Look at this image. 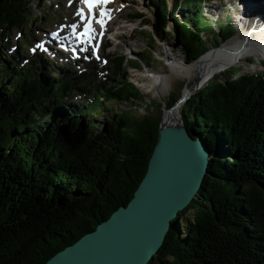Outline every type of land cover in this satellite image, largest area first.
<instances>
[{
    "label": "trees",
    "instance_id": "obj_1",
    "mask_svg": "<svg viewBox=\"0 0 264 264\" xmlns=\"http://www.w3.org/2000/svg\"><path fill=\"white\" fill-rule=\"evenodd\" d=\"M31 3L0 2V264H46L127 206L147 173L161 123L160 116L138 120L128 112L98 122L99 114L112 111L111 101L143 106L126 74L117 84L100 82L80 105L73 99L87 74L71 76L41 55L28 65L15 62L18 52L8 59L6 32L31 20ZM149 3L157 37L165 40L162 34L173 27L171 49L191 61L208 50L207 33L186 16L205 12L206 0ZM234 9L233 18L253 16ZM219 31L222 40L230 37ZM135 55L153 71L145 53ZM121 62L111 61L116 74ZM238 72L190 98L192 121L182 114L187 130L210 150L209 174L188 208L193 214L182 212L172 222L154 264H264V72ZM176 101L171 96L168 108ZM252 135L257 139L249 143Z\"/></svg>",
    "mask_w": 264,
    "mask_h": 264
},
{
    "label": "rangeland",
    "instance_id": "obj_2",
    "mask_svg": "<svg viewBox=\"0 0 264 264\" xmlns=\"http://www.w3.org/2000/svg\"><path fill=\"white\" fill-rule=\"evenodd\" d=\"M62 1L64 0H45V5H43V2L39 3V0H32V3L29 6L33 14L31 20L23 28H14L13 30H9L6 32L8 40H6L5 42H8V45H10L8 46L4 54L6 55V57H8V59L15 56V53L13 52H18L15 62H18L19 57L24 56L22 65H28L27 63L28 58L30 57V53L29 51H27L26 47L20 45V41L23 43L29 42L30 46L32 47L34 46L35 41L41 38L38 35L40 34L39 31H43V33L49 34L57 28L58 24L65 22V20H69L67 18L74 15V8L69 9L70 3L68 2V0H65L64 2ZM235 1V3L229 2L232 3L230 5L233 6L232 12L229 11V4L225 1L224 4H226L227 6L222 8L221 5L216 6V4H214L215 0H206L205 12L194 14V11H191V14L186 13V16L188 19L191 18L197 23L198 29L200 31H202L203 33H207V35L202 34V37L207 40L210 45L214 39L215 48L220 43V36L218 35L219 32L216 27H218L219 30L223 29L224 34L234 35L237 34L236 27L239 26L240 32L238 35H240L247 31L248 26L250 27V25H248V21L251 22V26H255L257 24H259L260 26L263 25L261 27L262 32L260 31L258 34L262 35L261 38H263L264 40V19L258 20V23H255V19L262 17L263 14L261 16L260 14L263 13L264 9H256V5L253 2H242L239 6L246 13L250 15H259L251 16V18H249L248 16L244 17L242 14H238L239 16L233 18L234 14L237 13L236 9L234 8H237V10L239 11V1ZM168 2L170 6L173 5V0H168ZM221 2L222 0L216 1V3L218 4H220ZM149 7V0H121V10L123 13H121L120 20L118 22V24H120L119 29L117 26L113 27V32L118 35V40L114 36V39L112 40L113 42L109 43L103 49L104 56L108 60V65L106 67L103 64H99L95 61L92 64L91 61H85V64L82 65L74 64L73 62L61 63V61H55L61 64L60 66H65V68H67L68 70L67 72H69L71 76L79 75L82 73L87 74V79H85L84 81L85 84L80 87L83 91L75 94L74 96L73 100L74 102H76V104L80 103L81 105L82 103H85L84 101L88 100L92 96L93 91L96 89V86L99 85L100 82L105 83L106 86L113 84V82L117 84L118 81L123 79L124 74H126L124 81L131 83L133 82L132 84L135 85V88H137L142 93V96L145 99L143 106L138 105L137 101H134V103L131 101H122L119 103L111 101L107 104V106L112 111L110 113H107V115L104 114L100 116L99 114L98 122H104L105 119L111 118L113 114H121L122 112H128L133 118L138 120L147 115H150L151 117L160 116L161 120L162 118L165 120V116L167 113V110L165 111V109H169L168 102L171 96L177 98L176 102H178L182 97V90L186 86L187 79L176 76L179 75V71H177L176 68H174L175 70H173L172 66L176 65L178 61L181 60H183L187 64H189L188 62L190 61H186L182 53H177L175 52V50L171 49L170 43L172 42L169 39L174 38V35L171 32L173 27H168L162 34V38H165V40L157 38L158 40H155L154 43L152 42V32L150 31V26L152 25L150 22H152L154 18ZM228 11L231 12L230 16L232 17L228 16ZM138 14H141L142 16L140 18H136ZM175 17L179 21L183 19V15L180 13L176 14ZM245 18L249 19L246 20ZM225 19L227 20L225 21ZM31 37L35 38V40L32 39L30 41ZM231 39L232 38L226 41L228 42L227 44H229ZM263 40L262 42L264 44ZM227 44L219 48L218 51L224 50L226 52L228 48ZM16 45L18 46L17 49L15 47ZM262 48H264V45L263 47L261 46L260 50H253L250 47L247 49L245 48L240 57L230 64L232 65L235 62L237 63L229 67L228 70L239 71L238 75L241 76L260 75L264 72V50H262ZM142 52L145 53V55H143V59L145 61L144 63H146L148 59L152 60V63L151 65H149V67L153 68V71L150 72L153 73L154 77L152 76V74H150V72H148L149 70L145 69L146 64L138 62L140 58H138L135 54ZM252 55H256V57H253ZM202 56L203 54L201 55V57ZM120 57L122 58V66H117L119 67V70L117 71L118 74H116V72L113 71L111 61L114 58L120 59ZM175 57H180L181 60L180 58L175 59ZM51 62L54 63V65L57 64L53 61ZM53 74L58 75V71L53 72ZM183 75H186V73H184ZM152 78H154L155 80ZM161 78H164L165 81H163ZM227 80V75L223 74L214 81L223 83L227 82ZM161 82H165V86H167V89L164 92H160V89L163 86ZM204 87L205 85L203 84L199 89H196L190 97L194 96V98H196L197 94L200 93ZM148 88L150 89V91H144ZM176 102L174 104H176ZM146 105H149L147 110L145 109ZM179 107L182 111V114H185V117H189L191 115L190 102L185 101ZM173 113H175V110L171 114ZM182 114L180 115L183 118ZM188 121H192V116L188 118ZM100 129V127L96 128L94 130V133H97L98 131H100ZM193 212L194 210H188L185 213V218H189L191 214H193ZM152 264H154V261Z\"/></svg>",
    "mask_w": 264,
    "mask_h": 264
},
{
    "label": "water",
    "instance_id": "obj_3",
    "mask_svg": "<svg viewBox=\"0 0 264 264\" xmlns=\"http://www.w3.org/2000/svg\"><path fill=\"white\" fill-rule=\"evenodd\" d=\"M236 28L237 34L229 35L226 40H222L221 31L216 28L220 43L215 48L214 39L211 45L208 42V50L202 57L191 61L184 55L193 63L188 72L193 70V66L198 72L192 81L183 76L185 72L176 75L187 79V82L182 97L174 106L165 109L167 113H172L203 84L206 87L211 81L214 82L223 75L221 71L225 68L227 75L229 67L235 64L230 66L226 60L217 62L212 68L215 71L207 74L204 81L199 71L202 63L211 58L223 43H228L227 40L239 34V26ZM259 31L262 32V29ZM152 32L155 33V25L152 26ZM255 32L251 30L246 41ZM152 36L158 40L156 34ZM209 160L208 146L196 133L187 130L182 116L178 123H166L162 118L147 173L131 201L127 206L117 209L94 231L56 253L46 264H152L172 222L182 212L185 215L193 200L200 198L199 191L209 174Z\"/></svg>",
    "mask_w": 264,
    "mask_h": 264
},
{
    "label": "bare ground",
    "instance_id": "obj_4",
    "mask_svg": "<svg viewBox=\"0 0 264 264\" xmlns=\"http://www.w3.org/2000/svg\"><path fill=\"white\" fill-rule=\"evenodd\" d=\"M238 1H239V3H238V8L239 9H241V7L239 5L242 2H247V3L253 2L256 5V9H261V10L264 9V0H238ZM225 2H227L230 5L232 3H229V2L235 3V0H232V1L231 0H226ZM258 15L259 14H255L253 16H258ZM261 15H262V17L255 19V23H258V20L264 19V11H263V13L260 14V16ZM248 25H250V27L248 26V29L246 28L247 31L245 33H242V34L234 37L229 42V44H227L228 48H227L226 52L224 50L223 51H218L219 49H217L214 52V55L211 58L205 60V62L202 63V65H201L202 67L200 68V71L199 72L201 73V76H202V80L203 81L206 78V75L207 74H211L213 71H215L212 68H215V65H217L216 64L217 62L222 61V60H226L227 63L231 66L230 63H232L235 60H237L240 57V55L243 53V51H244L245 48L247 49V48L250 47L253 50L254 49L255 50H260L261 46L263 47L264 44L262 42L263 38H261L262 35L258 34L260 32L259 30L261 29V27L263 25L260 26L259 24H257L255 26H251V22L250 21H248ZM251 30H256V32L253 35L249 36L248 40L246 41V37H247L248 33ZM119 34H122V33H119ZM117 36L118 35H116V33H115V38H117ZM117 40H118V38H117ZM245 41H246V43H245ZM262 50H264V48H262ZM183 56H184V54H183ZM179 58L180 57H175V59H179ZM184 59H186V57ZM180 60H181V58H180ZM186 61H187V59H186ZM188 63L189 64H187L186 62H184L183 60H181V61H178V63L176 65H173L172 68H173V70H175L174 68H176L177 71H179V73H181L182 71L183 72L185 71L186 75H183V76L189 78V81L190 80L192 81L196 77V74H197L198 71L195 69V66H193L194 67L193 70H191L190 72H188L192 68V65H193V63H191V62H188ZM235 63H237V62H235ZM205 70H206V73H205ZM225 70H226V68L223 69L221 71V73L222 74H225ZM148 72H150V71H148ZM150 74H152V76L154 77V75H153L152 72H150ZM170 74H171V71H170ZM152 79H154V78H152ZM156 79H157V77H156ZM162 80L165 81L164 78ZM162 84H163V86L160 89V92H164L167 89V86H165V82L162 83ZM184 94H186L185 91H184ZM184 101H189V99L187 98ZM181 112L182 111L180 110V107H178V108L175 109V113H173V114L166 113V116H165V120L164 121L166 123H178V122H180V116H181L180 114H182Z\"/></svg>",
    "mask_w": 264,
    "mask_h": 264
},
{
    "label": "snow or ice",
    "instance_id": "obj_5",
    "mask_svg": "<svg viewBox=\"0 0 264 264\" xmlns=\"http://www.w3.org/2000/svg\"><path fill=\"white\" fill-rule=\"evenodd\" d=\"M110 2V0H81V3L88 6V10L91 13L96 5H106ZM78 15H81L82 17H85V14L83 12V9L78 10ZM109 14L106 11L101 12V17L108 16ZM87 20L84 28V32L81 33V37L87 36L89 39H91V33L93 32V29L91 27L92 20L85 17ZM97 23H100L101 26H103V19L97 20ZM75 27V25H73Z\"/></svg>",
    "mask_w": 264,
    "mask_h": 264
},
{
    "label": "flooded vegetation",
    "instance_id": "obj_6",
    "mask_svg": "<svg viewBox=\"0 0 264 264\" xmlns=\"http://www.w3.org/2000/svg\"><path fill=\"white\" fill-rule=\"evenodd\" d=\"M259 114H261V113H259ZM261 117H262V115H261ZM261 119H262V118H261ZM256 139H257V137L254 136V135H252V136L250 137V139L248 140V142H249V143H253L254 141H256Z\"/></svg>",
    "mask_w": 264,
    "mask_h": 264
}]
</instances>
